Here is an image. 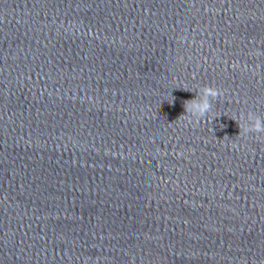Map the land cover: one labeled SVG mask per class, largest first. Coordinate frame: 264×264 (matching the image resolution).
<instances>
[{
    "label": "clouds",
    "instance_id": "obj_1",
    "mask_svg": "<svg viewBox=\"0 0 264 264\" xmlns=\"http://www.w3.org/2000/svg\"><path fill=\"white\" fill-rule=\"evenodd\" d=\"M185 89V88H183ZM188 90V89H185ZM196 97L191 100L184 101L185 113L179 116V119L184 118L187 125H199L206 117H214V101L223 98V91L213 85L205 84L196 89ZM174 97L171 102L174 101ZM238 123L240 132L248 136L261 137L264 136V116L248 110L247 112L241 111L235 117H231Z\"/></svg>",
    "mask_w": 264,
    "mask_h": 264
}]
</instances>
